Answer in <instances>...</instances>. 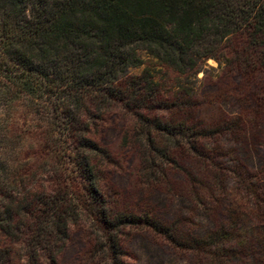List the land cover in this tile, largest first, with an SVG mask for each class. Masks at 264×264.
I'll return each instance as SVG.
<instances>
[{"label":"trees","instance_id":"1","mask_svg":"<svg viewBox=\"0 0 264 264\" xmlns=\"http://www.w3.org/2000/svg\"><path fill=\"white\" fill-rule=\"evenodd\" d=\"M140 50L182 79L164 85L149 68L130 73L143 64ZM209 58L245 81L264 72V0H0V135L8 136L0 138V264H59L79 222L90 229L93 264H133L131 228L179 238L155 213H132L103 190L113 157L94 136L110 113L130 119L125 136L145 183L218 213L207 239L235 234L227 244L202 239L211 263L223 264L221 247L243 244L264 257L263 174L229 163L264 123V92L237 115L208 111L194 81ZM19 106L30 130L12 115ZM28 134L37 150L22 153L12 136Z\"/></svg>","mask_w":264,"mask_h":264},{"label":"rangeland","instance_id":"2","mask_svg":"<svg viewBox=\"0 0 264 264\" xmlns=\"http://www.w3.org/2000/svg\"><path fill=\"white\" fill-rule=\"evenodd\" d=\"M143 64L132 68L130 73L138 74L144 68H149L156 80L164 85L173 86L182 78L167 70L156 58L146 51H138ZM194 81L199 98L208 104V111L218 107L220 111L230 115H237L248 109L249 97L252 93L264 92V72L257 73L255 78L245 81L236 72H225L223 64L214 59L206 60L205 65L197 74ZM214 103V104H212ZM212 104V105H211ZM214 107V109H213ZM216 108V111L218 110ZM6 113L0 108V116ZM11 113V112H8ZM18 121V127L30 130V116L26 115L22 106L17 107V112L12 113ZM31 122V123H30ZM131 125L128 116L121 113L108 114L98 127L94 139L105 148L113 157V163L107 171L102 186L110 199L117 201L120 206L139 216L155 213L159 217V224L171 229H177L174 240H170L152 228L136 227L129 229L125 236V250L129 260L133 264H217L211 263L210 254L200 249V243H217L231 241L223 238L216 241L207 239V236L218 231L215 224L220 221L219 214L209 213L192 200L189 196L179 195L170 187H155L145 183L138 175V161L135 147L130 136H125ZM254 136L234 146L235 153L229 163L235 161L258 171L264 184V123H261ZM254 134V133H253ZM8 136H1L5 138ZM20 140L19 148L22 153L37 150V139L30 134L25 136H12ZM248 230H251L252 221H246ZM244 234L243 230H240ZM239 234V233H238ZM203 239V240H202ZM242 250L225 251L223 264H263L262 253L257 252L256 246H245ZM91 250V235L88 224L85 222L75 223L68 228L66 246L59 257V264H93Z\"/></svg>","mask_w":264,"mask_h":264}]
</instances>
